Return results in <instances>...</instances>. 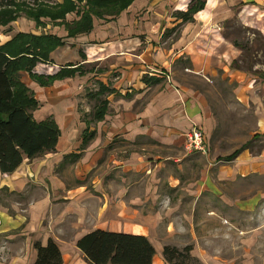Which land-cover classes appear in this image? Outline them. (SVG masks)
I'll list each match as a JSON object with an SVG mask.
<instances>
[{
    "label": "crops",
    "instance_id": "0c3cea01",
    "mask_svg": "<svg viewBox=\"0 0 264 264\" xmlns=\"http://www.w3.org/2000/svg\"><path fill=\"white\" fill-rule=\"evenodd\" d=\"M238 3L132 0L74 35L67 26L80 21L76 13L0 26V47L18 34L62 42L49 61L19 72L37 103L29 114L54 124L59 140L14 173L0 171V264H35V244L49 240L62 264H90L77 243L96 230L146 237L153 264H168L166 246H191L197 264H234L211 247V232L229 227L243 235L241 264L260 263L250 247L264 226V148L232 159L209 148L217 121L208 90L218 74L257 108L264 139L255 81L232 68L240 51L223 35ZM254 3L242 23L263 32L264 0ZM194 129L205 135L206 156L186 151Z\"/></svg>",
    "mask_w": 264,
    "mask_h": 264
},
{
    "label": "trees",
    "instance_id": "16d2710c",
    "mask_svg": "<svg viewBox=\"0 0 264 264\" xmlns=\"http://www.w3.org/2000/svg\"><path fill=\"white\" fill-rule=\"evenodd\" d=\"M132 0H0V26H7L20 17L34 20L42 25L41 20H60L66 15L76 13L80 21L67 26L74 35L91 28L93 16L118 14ZM242 3V0L240 1ZM84 4L83 11L80 6ZM48 5V6H46ZM203 4L189 10L195 13ZM187 19V16H185ZM237 17L228 20L224 27V38L230 39L227 29H235ZM236 29L239 37L247 32L257 36L256 45L248 53L259 62L257 55L261 52L264 58V35L240 24ZM232 40L233 45L241 50H248V44ZM241 41V40H240ZM62 46L59 39L52 36H34L18 34L11 42L0 47V171L2 174L14 173L25 159L32 161L55 150L59 140V131L51 122H37L29 110L37 106L29 91L19 80L20 71H31L38 61H49L51 52ZM264 60V59H263ZM240 60L232 63V68L242 71ZM62 77V74H59ZM264 82V74H262ZM105 93V91H104ZM104 103V102H103ZM249 149L246 145L242 150ZM229 159L236 157L239 152ZM260 153V152H258ZM78 248L85 254L90 264H153L156 255L150 241L141 235L113 233L96 230L78 243ZM38 257L35 264H62L60 250L56 243L49 240L46 246L35 244ZM164 260L168 264H197L192 257V247L182 249L166 246L163 250Z\"/></svg>",
    "mask_w": 264,
    "mask_h": 264
},
{
    "label": "rangeland",
    "instance_id": "374dc122",
    "mask_svg": "<svg viewBox=\"0 0 264 264\" xmlns=\"http://www.w3.org/2000/svg\"><path fill=\"white\" fill-rule=\"evenodd\" d=\"M60 1L61 2L56 0L57 3L63 2V0ZM237 1H239V3L235 7L233 15L230 19L232 20L234 17H237V23L235 29H227V32L230 33V41L239 39L238 41L240 43L248 44V50L244 52L239 50L240 56L237 60H240L239 65L242 68V72L247 73L250 76V79L255 81L253 87L256 88V96H258V99L262 102V104H264V82L262 79V74H264V58L260 52L257 55L259 62H255L254 58L248 54L256 45L258 37L249 32L243 35V37H239L235 31L240 28V24L246 28L260 31L259 29L245 26L242 23V20H247V12L249 10L244 7L255 3L254 0H245V2L242 1V3H240L241 0ZM262 13H264V10ZM261 20V25L259 24V26H264V17ZM261 29L264 32V27H261ZM260 32L264 35L262 31ZM220 75L221 74H218L217 77H215L212 81V85L210 84L211 88L208 90L209 99L213 104L214 115L217 121L216 130L210 141V150L213 152V149L216 147V151L219 155H227L228 158L231 156H228L229 154H235L236 152L242 150L246 145H249L248 150H250L251 153L255 154L261 152L264 148V139L260 138L261 135L256 134L257 108L252 103H249L245 98L242 99L243 101L241 103V101L238 100V96L235 94V85L230 86L222 80ZM189 79V82H196L194 78ZM229 228L230 229L227 230L230 231V238L226 237L229 231L222 233L219 231L211 232V236H213L211 238L215 240L211 242V247L220 248L221 258L232 260L234 264H241V261H246L245 256H247L241 247V244L243 245L244 243V241L241 240L243 235L239 232V228ZM253 241L254 242L251 243L252 247H250L251 254H255V256H257V260L260 261L258 264H264V226L261 228V231H259L257 243H255V239H253ZM249 264L256 263L250 262Z\"/></svg>",
    "mask_w": 264,
    "mask_h": 264
},
{
    "label": "built area",
    "instance_id": "2783aa9c",
    "mask_svg": "<svg viewBox=\"0 0 264 264\" xmlns=\"http://www.w3.org/2000/svg\"><path fill=\"white\" fill-rule=\"evenodd\" d=\"M185 144L187 152H196L204 156L208 154L207 140L199 129H194L185 134Z\"/></svg>",
    "mask_w": 264,
    "mask_h": 264
}]
</instances>
